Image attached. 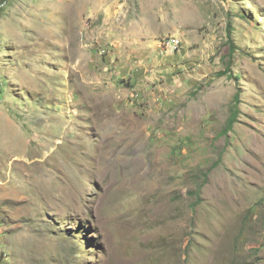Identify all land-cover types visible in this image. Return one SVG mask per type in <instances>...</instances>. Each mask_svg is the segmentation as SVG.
Here are the masks:
<instances>
[{"label":"rangeland","instance_id":"1","mask_svg":"<svg viewBox=\"0 0 264 264\" xmlns=\"http://www.w3.org/2000/svg\"><path fill=\"white\" fill-rule=\"evenodd\" d=\"M0 264H264V0H0Z\"/></svg>","mask_w":264,"mask_h":264},{"label":"trees","instance_id":"2","mask_svg":"<svg viewBox=\"0 0 264 264\" xmlns=\"http://www.w3.org/2000/svg\"><path fill=\"white\" fill-rule=\"evenodd\" d=\"M232 28L230 27L229 28V40H231V42H233V40H232ZM233 45V44H232ZM237 114H238V108H236L235 109V112H234V114L232 115V117L229 119V122H228V127H229V129H232L233 127H234V125H235V123H236V121H237ZM225 132H226V130H225Z\"/></svg>","mask_w":264,"mask_h":264},{"label":"built area","instance_id":"3","mask_svg":"<svg viewBox=\"0 0 264 264\" xmlns=\"http://www.w3.org/2000/svg\"><path fill=\"white\" fill-rule=\"evenodd\" d=\"M166 46L168 49H170L171 51H175L179 48L180 46V41L178 39H174V38H169L166 42Z\"/></svg>","mask_w":264,"mask_h":264}]
</instances>
